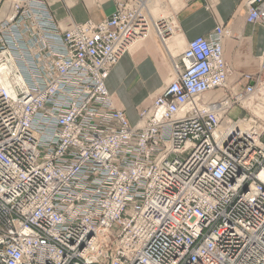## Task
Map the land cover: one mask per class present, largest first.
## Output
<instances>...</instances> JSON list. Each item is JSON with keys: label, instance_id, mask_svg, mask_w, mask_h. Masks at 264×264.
Listing matches in <instances>:
<instances>
[{"label": "built area", "instance_id": "1", "mask_svg": "<svg viewBox=\"0 0 264 264\" xmlns=\"http://www.w3.org/2000/svg\"><path fill=\"white\" fill-rule=\"evenodd\" d=\"M149 1L64 30L47 0H0V264H264V117L232 115L264 106V50L239 92L228 27L191 39L132 124L106 80L171 34Z\"/></svg>", "mask_w": 264, "mask_h": 264}, {"label": "crops", "instance_id": "2", "mask_svg": "<svg viewBox=\"0 0 264 264\" xmlns=\"http://www.w3.org/2000/svg\"><path fill=\"white\" fill-rule=\"evenodd\" d=\"M177 1H151V6L157 5L158 16L165 10H171V19L178 24V32L175 31L178 34L164 46L155 28L152 29L146 39L137 42L119 60L106 80L115 106L125 110L132 124L139 119L138 108L148 104L152 94L175 77L171 69L173 53L177 49L182 53V47L191 39L211 33L218 24L227 25L231 31L224 40V49L227 60L234 67L233 79L245 81L242 78L244 74L259 70L258 59L264 50V26L246 21L247 10L243 0ZM115 7V0H54L51 4L64 30L89 19L102 21L114 12ZM173 34L172 30L170 36Z\"/></svg>", "mask_w": 264, "mask_h": 264}, {"label": "rangeland", "instance_id": "3", "mask_svg": "<svg viewBox=\"0 0 264 264\" xmlns=\"http://www.w3.org/2000/svg\"><path fill=\"white\" fill-rule=\"evenodd\" d=\"M54 0H47V3L49 4V7H50V10H51V12H52V14H53V16H54V18L57 20V22L59 23V20L57 19V16H56V14H55V12H54V10L51 8V4H52V2H53ZM119 0H115V4H117V2H118ZM177 1V0H176ZM102 2H103V0H102ZM177 3H179L178 1H177ZM157 6V5H156ZM156 6L155 7H151L152 8V11H154V13L156 14V13H158L159 12V10L158 9H156ZM159 8V7H158ZM161 15H163V16H165V17H172V13H171V10L170 9H168V10H165L163 13H160ZM156 16H157V18L159 17L157 14H156ZM93 20V19H92ZM247 21V20H246ZM171 24L173 25V28H172V30L174 31V34L172 35V37L174 36V35H176V34H178L177 32V30H178V24L173 20V19H171ZM222 25V24H221ZM225 25V24H224ZM177 26V27H176ZM227 26V25H226ZM152 28L154 29V27H153V25H152ZM229 30H230V28H228ZM155 30V29H154ZM153 30V31H154ZM175 31H177V32H175ZM262 33H263V42H264V29H263V31H262ZM231 34V31L226 35V37L228 36V35H230ZM171 35V34H170ZM169 35V36H170ZM160 38V37H159ZM160 43H162L161 42V40H160ZM183 45H181L180 44V47H182ZM187 47V44H186V46L184 47V48H186ZM184 48L182 47V50H184ZM129 52V51H128ZM127 52V53H128ZM181 52H180V50L179 49H177L176 50V52H174L173 54H174V56H177L178 54H180ZM171 69H172V73H173V76H174V73H175V71H174V68H173V66H172V63H171ZM255 71H253V72H249V73H251V74H253ZM173 80V79H172ZM170 83V82H169ZM169 83H167V84H164L159 90H157V92H155L154 94H152V96L150 97V100H149V102H148V104H146V105H143V106H140L139 108H138V111H139V113L142 111V110H144L145 108H147L151 103H152V101H153V99L160 93V92H162L163 90H164V88L169 84ZM245 85H246V80L244 81H242L241 82V80H239L237 83H233V84H231V87L234 89V91H241V90H243L244 89V87H245ZM217 94H219L220 95V97H222V96H224L225 94H226V90H219V91H217ZM206 97H209L208 95L206 96ZM118 108H120V107H118ZM120 109H122V110H124L123 108H120ZM125 111V110H124ZM236 111H239V113L237 114V116H244V115H248V116H253V115H259V116H263L264 117V106H261V103L260 102H250V104L246 107V109H244V110H241L240 108H236L235 110H233V112H232V115H234V116H236Z\"/></svg>", "mask_w": 264, "mask_h": 264}, {"label": "bare ground", "instance_id": "4", "mask_svg": "<svg viewBox=\"0 0 264 264\" xmlns=\"http://www.w3.org/2000/svg\"><path fill=\"white\" fill-rule=\"evenodd\" d=\"M151 1H153L154 3H157V1L158 0H150L149 1V5L151 6ZM152 7V6H151ZM152 25H150V29H149V32H152ZM172 36H170L168 39H167V42L169 41V39L171 38ZM142 41V40H141ZM136 43H134L132 46H134ZM163 45L165 46V45H167V43L166 42H163ZM130 48H132V47H130ZM208 96H210V97H212L213 98V96H212V93H210V94H208ZM217 97H219V95H217V96H215V98H217Z\"/></svg>", "mask_w": 264, "mask_h": 264}]
</instances>
